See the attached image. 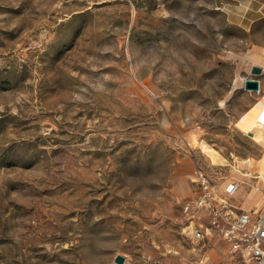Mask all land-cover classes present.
I'll return each mask as SVG.
<instances>
[{
  "label": "rangeland",
  "instance_id": "obj_1",
  "mask_svg": "<svg viewBox=\"0 0 264 264\" xmlns=\"http://www.w3.org/2000/svg\"><path fill=\"white\" fill-rule=\"evenodd\" d=\"M232 7L0 0V264H192L196 167L264 208L263 95L241 82L264 19L245 31Z\"/></svg>",
  "mask_w": 264,
  "mask_h": 264
},
{
  "label": "built area",
  "instance_id": "obj_2",
  "mask_svg": "<svg viewBox=\"0 0 264 264\" xmlns=\"http://www.w3.org/2000/svg\"><path fill=\"white\" fill-rule=\"evenodd\" d=\"M258 176L255 173L251 179ZM190 182L193 194L181 203L180 211L185 235L195 252L192 264H264V208L236 206L232 197L241 181L223 176L212 179L196 167ZM247 186L259 190L254 181ZM218 241L224 253L219 261H213L206 252Z\"/></svg>",
  "mask_w": 264,
  "mask_h": 264
},
{
  "label": "crops",
  "instance_id": "obj_3",
  "mask_svg": "<svg viewBox=\"0 0 264 264\" xmlns=\"http://www.w3.org/2000/svg\"><path fill=\"white\" fill-rule=\"evenodd\" d=\"M224 14L227 17V21L231 24H234L245 31L251 29L253 23H256L260 20L264 19V0H234V7L231 9H225ZM251 66H253L251 64ZM256 66L260 68V73L256 76H252L258 80V89L261 93V101L257 103L256 107H253L255 110L256 118L259 117L263 107H264V65L256 62ZM247 77H250V74H247ZM261 106V107H260ZM257 131H261L262 137H264V127L258 126ZM253 129V128H252ZM252 129L249 131L253 138ZM221 189V188H220ZM241 190V186L237 188L236 192L233 194L232 200L236 204V206L241 207L238 204L239 192ZM245 209V208H244ZM224 247L222 242L218 241L214 247H211L206 254L213 261H219L223 257Z\"/></svg>",
  "mask_w": 264,
  "mask_h": 264
},
{
  "label": "water",
  "instance_id": "obj_4",
  "mask_svg": "<svg viewBox=\"0 0 264 264\" xmlns=\"http://www.w3.org/2000/svg\"><path fill=\"white\" fill-rule=\"evenodd\" d=\"M260 73V68L257 66H251L250 68V77H247L242 82V89L245 91L255 92L258 89V80L253 75H258ZM123 261L121 256H116L114 258V262L117 264H121Z\"/></svg>",
  "mask_w": 264,
  "mask_h": 264
},
{
  "label": "bare ground",
  "instance_id": "obj_5",
  "mask_svg": "<svg viewBox=\"0 0 264 264\" xmlns=\"http://www.w3.org/2000/svg\"><path fill=\"white\" fill-rule=\"evenodd\" d=\"M261 115L264 116V107H263V109H262V111H261V113H260L258 119H256V120L254 121V124H256V125H258V126H263V127H264V119H263V117H261ZM249 135L252 136L251 134H249ZM253 137H254V135H253ZM258 177H260V175H259ZM256 185H257V184H256ZM257 186H258V185H257ZM258 187H259V186H258ZM252 189L255 191V188H252Z\"/></svg>",
  "mask_w": 264,
  "mask_h": 264
}]
</instances>
